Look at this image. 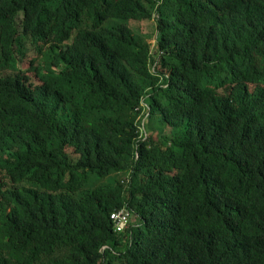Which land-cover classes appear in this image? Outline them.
<instances>
[{
	"label": "trees",
	"instance_id": "trees-1",
	"mask_svg": "<svg viewBox=\"0 0 264 264\" xmlns=\"http://www.w3.org/2000/svg\"><path fill=\"white\" fill-rule=\"evenodd\" d=\"M0 264H264V0H0Z\"/></svg>",
	"mask_w": 264,
	"mask_h": 264
},
{
	"label": "built area",
	"instance_id": "built-area-1",
	"mask_svg": "<svg viewBox=\"0 0 264 264\" xmlns=\"http://www.w3.org/2000/svg\"><path fill=\"white\" fill-rule=\"evenodd\" d=\"M130 214V211L126 207L111 213V219L113 220L117 231L121 232L126 228Z\"/></svg>",
	"mask_w": 264,
	"mask_h": 264
},
{
	"label": "rangeland",
	"instance_id": "rangeland-1",
	"mask_svg": "<svg viewBox=\"0 0 264 264\" xmlns=\"http://www.w3.org/2000/svg\"><path fill=\"white\" fill-rule=\"evenodd\" d=\"M133 28H136L139 27V29L142 31V32H147V34L150 32V37L148 38V42L151 43L152 45V49H153V52L154 50L156 49V34H154V25L152 22H140V23H137L135 25H132ZM153 33V34H151ZM20 66L21 67H27L29 66V62L28 61H25V62H21L20 63Z\"/></svg>",
	"mask_w": 264,
	"mask_h": 264
},
{
	"label": "bare ground",
	"instance_id": "bare-ground-1",
	"mask_svg": "<svg viewBox=\"0 0 264 264\" xmlns=\"http://www.w3.org/2000/svg\"><path fill=\"white\" fill-rule=\"evenodd\" d=\"M28 2V1H27ZM17 5H19V4H17Z\"/></svg>",
	"mask_w": 264,
	"mask_h": 264
}]
</instances>
